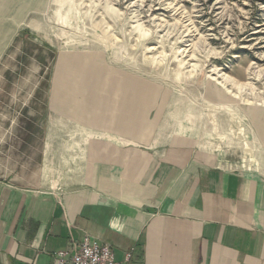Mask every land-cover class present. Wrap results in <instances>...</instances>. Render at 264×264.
Returning <instances> with one entry per match:
<instances>
[{
	"label": "rangeland",
	"instance_id": "obj_1",
	"mask_svg": "<svg viewBox=\"0 0 264 264\" xmlns=\"http://www.w3.org/2000/svg\"><path fill=\"white\" fill-rule=\"evenodd\" d=\"M96 116L119 131L144 116L130 139L193 138L264 171V0H0L6 180L74 170Z\"/></svg>",
	"mask_w": 264,
	"mask_h": 264
},
{
	"label": "crops",
	"instance_id": "obj_2",
	"mask_svg": "<svg viewBox=\"0 0 264 264\" xmlns=\"http://www.w3.org/2000/svg\"><path fill=\"white\" fill-rule=\"evenodd\" d=\"M98 121L93 135H80L89 146L71 172L14 168L7 181L0 167V264H56L87 236L111 245L122 264L129 253L130 264H264V171L230 164L193 138L130 139L144 116L126 131Z\"/></svg>",
	"mask_w": 264,
	"mask_h": 264
},
{
	"label": "built area",
	"instance_id": "obj_3",
	"mask_svg": "<svg viewBox=\"0 0 264 264\" xmlns=\"http://www.w3.org/2000/svg\"><path fill=\"white\" fill-rule=\"evenodd\" d=\"M132 254H127L124 264H130ZM56 264H122L116 260L111 245L101 243L91 236L84 238L79 247L72 251H60Z\"/></svg>",
	"mask_w": 264,
	"mask_h": 264
}]
</instances>
